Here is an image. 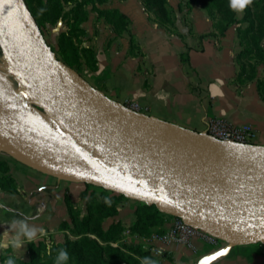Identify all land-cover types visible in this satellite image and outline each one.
Returning <instances> with one entry per match:
<instances>
[{"label":"crops","instance_id":"crops-1","mask_svg":"<svg viewBox=\"0 0 264 264\" xmlns=\"http://www.w3.org/2000/svg\"><path fill=\"white\" fill-rule=\"evenodd\" d=\"M42 1L52 7L56 0ZM58 1L62 15L50 29L62 34L74 25L83 32L77 47L94 51L95 66L88 67L82 59L80 78L93 90L118 106L135 104L138 111L134 113L146 120L187 134L204 135L209 118L250 125L255 132V146L250 148L264 150V62L255 65L253 79L240 75L237 55L244 46L237 25L218 35L211 15L198 4L181 13L171 4L179 18L173 27L164 28L149 18L138 0ZM106 10L127 17L120 34L101 15ZM0 161L8 163L10 171L5 175L14 179L13 190L0 186V241L13 219L29 217L28 222L45 233L31 243L25 241L20 250L0 248V254L26 261L30 244L54 234L67 220L68 187L67 194L74 197L85 186L71 182L72 187L70 182L11 158L1 147ZM139 203L124 200L113 221L125 228L126 243L150 249V236L167 231L173 218H166L149 236L132 233L129 228L136 221ZM159 247L162 255L153 254L156 264H264V243L231 245L218 240L211 244L194 237L189 245Z\"/></svg>","mask_w":264,"mask_h":264},{"label":"water","instance_id":"water-1","mask_svg":"<svg viewBox=\"0 0 264 264\" xmlns=\"http://www.w3.org/2000/svg\"><path fill=\"white\" fill-rule=\"evenodd\" d=\"M2 25L7 27V32ZM0 49L14 69L19 84L33 92L42 103L38 106L45 116L91 170L98 173V176L71 180L155 205L160 211L231 245L264 243V200L248 196L217 197L183 177L175 170L177 166L161 168L114 129L97 125L95 111L73 91L71 83L102 97L119 112L144 117L109 101L60 64L21 0H0ZM193 136L228 145L206 134ZM232 144L228 146H244ZM192 176L198 177L195 173Z\"/></svg>","mask_w":264,"mask_h":264},{"label":"trees","instance_id":"trees-1","mask_svg":"<svg viewBox=\"0 0 264 264\" xmlns=\"http://www.w3.org/2000/svg\"><path fill=\"white\" fill-rule=\"evenodd\" d=\"M85 0H83L84 2ZM99 4L106 0H97ZM203 8L212 7L215 13L220 17L223 25L220 27L221 34L231 27L237 25V36L244 49L238 53L237 59L240 65V75H245L247 79H253L256 75V64L264 62V1L252 0L254 8L258 10H251L249 7L243 12L241 19L237 18V14L229 8V0H199ZM263 1V3H261ZM36 25L41 32L40 27L46 24H53L57 19L61 18L62 7L58 0H56L52 7L44 3L42 0H25ZM80 4V3H78ZM145 8L159 19L163 25H172V13L167 8V0H144ZM210 12V10H208ZM106 21L112 24L115 31L120 34L126 27L124 22V15L116 10L101 11ZM247 23L246 28L242 29L240 26ZM77 29V30H76ZM77 31L79 34L83 33L74 25L68 33L61 34L59 38V46L65 62H70L67 52H70L72 59L76 62V67L81 68L80 53L85 58V63L88 67L95 66L93 51L88 48L74 47L73 32ZM42 34V32H41ZM52 50V49H51ZM251 62H254L252 64ZM9 172V165L5 161H0V186L14 189V185L9 183L10 177L6 176ZM84 191L81 197L86 199V215L82 218L72 217V205L69 202V197L65 196V205L70 213L71 221L74 222V227L71 229L67 221H62L59 225L61 230L67 229L74 234V240L65 239L63 245L59 246L65 249L69 257L72 258L76 264H122L123 260L126 264H141L145 257L150 258V252L141 246L133 249V254L138 257V260H133L131 257L125 256L120 249L112 248L110 243L120 240V235L124 231L123 226L117 222L111 224L106 231L102 230L101 223L105 218L115 217L119 213V208L124 200L128 198L122 194H117L104 190L90 184H84ZM97 188L100 192L92 190ZM110 198L111 203H105V198ZM166 218H175L172 215L166 214L156 208L155 205H147L143 202L139 203L136 209V221L129 228L132 233H137L141 236H149L154 227L161 226ZM89 235L94 236L91 238ZM106 245L101 246L100 243ZM42 241L35 244H30V255L27 262L11 257L15 263L20 264H56V260L40 263V255L42 252ZM110 245V246H109ZM60 250V249H59ZM58 250V252H59ZM56 251V250H55ZM8 257V258H9ZM140 259V260H139ZM142 259V260H141Z\"/></svg>","mask_w":264,"mask_h":264},{"label":"bare ground","instance_id":"bare-ground-1","mask_svg":"<svg viewBox=\"0 0 264 264\" xmlns=\"http://www.w3.org/2000/svg\"><path fill=\"white\" fill-rule=\"evenodd\" d=\"M2 27L5 32L8 31L7 27L4 25H2ZM0 83L4 84L1 81ZM70 86L73 91L81 95L85 102L95 111L97 115V125L103 127L109 126L110 128L114 129L117 135L141 149L145 155L155 161V163H157L161 168L168 167L165 160L163 159L167 157H160L161 155H159V153L162 151L156 149L159 148L157 145L160 142H174L175 144H178L175 150L179 154L193 150L192 156L187 159V161L190 163H195L196 165L197 162V164L201 165L200 167L205 165L210 168L215 167V165L219 168L227 165L228 171L222 174L223 177L226 175L228 179V182L224 187H222L223 184L221 185L219 181L205 183V181L209 179L207 178L208 176H206L204 183L197 181L198 179L196 180L195 178H192L182 172L183 170L176 168L175 170L180 172L183 177L195 181L201 187L207 189L210 193L217 197L229 198L248 196L264 200V171L248 174H239L238 172L239 170H242L243 167L252 165L254 163L259 165L264 164V151L255 152L248 149L224 147L218 143H211L207 139L201 137H195L183 132H176L170 128L163 127L146 119L137 118L130 114L119 112L114 109L112 105L107 103L102 97L92 93L84 92L81 86L76 83H71ZM36 98L37 97L33 94V100ZM37 100L40 102L38 98ZM24 109L30 113L33 112L30 111L31 109ZM24 109L22 110L23 112ZM47 120L49 124H51V128L46 129L42 127L44 133H42V135L44 136V140H42V138L37 139L35 132H40V130H37L39 128L35 127L31 130L32 134L28 135L26 139L10 141L0 138V146L2 145L4 149L15 153L20 159L27 163H30L48 172L61 173L62 175H66L74 180L98 176V173L91 170L83 158L72 148L55 124H53V122H51L48 117ZM15 127L13 128L15 129ZM124 128L129 129L133 134L130 136L128 135L127 137V135L123 134L122 132ZM10 131L7 133H10ZM36 140L37 143L29 146L31 143H33L32 141ZM25 143H27V145H25ZM44 144H46V146H43ZM141 144L143 146L146 145V147L144 146V148H142L143 146H140ZM240 175L244 178L239 181L236 180L235 178L239 177ZM201 176L202 175H200V178ZM235 183L238 184L236 191L232 189Z\"/></svg>","mask_w":264,"mask_h":264},{"label":"rangeland","instance_id":"rangeland-1","mask_svg":"<svg viewBox=\"0 0 264 264\" xmlns=\"http://www.w3.org/2000/svg\"><path fill=\"white\" fill-rule=\"evenodd\" d=\"M263 1H261V3H263ZM139 2L142 4L143 9L148 12L149 18L152 21H154L155 23H157L159 26H163L164 28L173 27L174 23L175 22L177 23L178 18H179L178 15L174 12L171 4H173V6H175L180 13L192 8L193 5L198 4V5H200V7L202 9L206 10L207 12H208V10H210V12H208V13L211 15V18L213 20L214 29H215V31H217L218 35H222L221 31L219 30L220 27L223 25L222 21L220 20V17L215 13V10L212 7H208L206 9L203 8L201 6V2L199 0H177V1H175V0H167V8L171 11L172 20H173V24L170 25V26L166 25V24L163 25L159 21V19L153 14V12L147 10L145 8V5H144V0H138V3ZM21 3L23 5L24 10L26 11V13L28 15H30V17L34 20V18L32 17V15H31V13L29 11V8H28L25 0H21ZM249 8L251 10H258V8H256V9L254 8L253 4H251L249 6ZM242 17H243V14L240 16L239 19H241ZM126 19H127V17L124 15L125 24H127L126 23ZM34 22H35V20H34ZM52 25L53 24H49L48 23V24L40 27L41 32H42V36L45 37L44 39H46L48 41L47 44L52 49V52L55 55L56 60L60 64H62L64 67L69 69L71 72H73L74 74H76V75H78L80 77L81 68L78 69L79 67H76V62L72 59L71 53L67 52L66 55H65V56H68L70 62H65L64 58L62 57L63 54L61 53V47L59 46V38H60L61 34L59 32H53L50 29ZM246 26H247V23H243L240 26V28L244 29V28H246ZM68 32L69 31H67L66 33H68ZM80 35L81 34H79L77 31L73 32L72 36H73L74 47L75 46L77 47V40H78V37ZM78 49H81V48L78 47ZM88 49H90V48H88ZM90 50H92V49H90ZM82 59H85V58H83V56L80 53V60H82ZM80 62L82 63V61H80ZM0 77H1L0 81L4 83V84L0 83V138L5 139V140H10V141L26 139L28 135L32 134L31 130L33 128L37 127V128H39L37 130H40V132L39 131L35 132L36 136H37V139L38 138H42V140H44V138H43L44 136L42 135V133H43V128L42 127L48 129V128H51V124H49V122L47 120V117L45 116V113L42 112L40 107L38 106V104L41 105V102H39L37 100V98L35 99L36 101L33 100V92L27 91L24 87H22L19 84V82H18V80H17V78H16V76L14 74V69L11 67L9 61L6 59V57L4 56L3 52L1 51V49H0ZM81 88H82V90L84 92L92 93L91 91H89V90H87V89H85L83 87H81ZM92 94H94V93H92ZM1 96L3 97V99H2ZM24 108H26L27 110L31 109L30 111H33L32 112L33 114L30 113L29 111H25ZM23 109H24V112L22 111ZM119 109L123 110L122 108H119ZM125 109H127V108H125ZM24 116L25 117H29V118H25ZM31 119H32V122H31ZM28 120H29V122H28ZM13 127H15V129ZM163 127H166V126H163ZM166 128H168V127H166ZM170 129L174 130L176 132H180L179 130H175L173 128H170ZM128 130L129 129H127V128H124L122 130L123 134H126L127 137H128V135L130 136V135L133 134L130 130L129 131ZM8 131H10V133H7ZM41 135H42V137H41ZM17 137H18V139H17ZM32 142L33 143H31L29 146H31L34 143H37V140L36 141H32ZM173 143L174 142H160L157 145L159 148H156V149H159L160 151H162L160 153L158 152L159 155H161L160 156L161 158L162 157H167V158H163V159L165 160V162H166V164L168 166H171V167L172 166H175V167L177 166V168H179L180 170H183L182 172H184L185 174L189 175L192 178H195L194 176H192V173H195L198 176V177L195 178L196 180L198 178H200V175H202L201 179H203L205 181L206 180V176H208L207 178H209V179H207L208 181L206 180L205 183H208V182H211V181H212V183L215 182V181H217V182L219 181L221 183V185L223 184L222 187H224L227 184V182H228L227 176L225 175L223 177V175H222L223 173H226L228 171L227 170V165L223 166L222 168L216 167V165H215V167L210 168V167H207L205 165H202V167H200L201 165L197 164V162H196V165H197L196 166L195 163H190V162L187 161V159L192 156L193 150L184 152L183 154H179L175 150L176 146L178 144H175V143L173 144ZM25 145H27V143H25ZM228 145H234V144L228 143ZM228 145H226V146L222 145V146H224V147H234V146H228ZM243 145H244L243 147H235V148L236 149H240V148L241 149H248V150H253L255 152L264 151V150H257V149L250 148V147H254L255 146L253 143L243 144ZM43 146H46V144H44ZM140 146H143V145L141 144ZM144 146L146 147V145H144ZM144 146L142 148H144ZM4 152L7 153L8 155H10L11 158H13V159H17L18 158V156L15 153H13V152L11 153V151H8V150L5 151L4 150ZM168 161H170V162H168ZM229 167H230V165H229ZM39 170H41L44 173L51 174V175L55 176L60 181L70 182V184H71V182H76V183H81L82 184V182L71 180L68 176L62 175L61 173H51V172H48V171H44L41 168H39ZM9 171H10V167H9ZM258 171L259 172L264 171V164H260L259 165V164H255L254 163L252 165H248L246 167H243V169L239 170L238 172H239V174H248V173H256ZM219 175H220V177H219ZM224 178H226V179H224ZM243 178L244 177H242L240 175L239 177H237L235 179L239 181V180H242ZM197 181H201V182L204 183V181L199 180V179ZM13 182H14V179L10 178L9 183L13 184ZM237 185L238 184L235 183L232 189H234L236 191V189L238 188ZM71 186L73 187L72 184H71ZM68 190H70V187H68V189L66 190L65 196L69 197V202L72 205V210H71L72 211V217L73 218L77 217L79 219H82L87 213V210H86V199L82 198L81 194H80V196L79 195H74V197L72 195H68L67 194ZM92 190H96V192H98V193L100 192L95 187ZM65 207H66V205H65ZM119 210H120V208H119ZM71 211L69 213L67 208H66V213H67V220L66 221H67V223L69 225V228L72 229L74 227V222L71 221ZM113 218L114 217L105 218L102 221V223H101L102 230L106 231L111 224L117 223V222L113 221ZM59 225L55 229V233L54 234L48 235L41 242V244H42V247H41L42 248V252H41V255L39 257L40 258V263L49 262L50 260H56V256L58 255V250L61 249V247H59V246L64 244L65 239L66 238H69L71 240L76 239L74 234H72L70 232V230H67V229L61 230L59 228ZM89 236L91 238H94V236H92V235H89ZM120 236H121L120 240H118L117 242L110 243L111 247L120 249V251L125 256L131 257L133 260H138V257L135 254H133V249L137 248L139 246H137V245H129V243H126V241H124L125 237H127V234L125 233V228H124V231L121 233ZM97 242H99V241H97ZM99 243H100L101 246L106 245V244L101 243V242H99ZM148 250L150 252L151 260L154 261L153 252L149 248H148ZM49 251L51 252V254H49ZM8 257H9L8 255L0 254V264H5V262L8 259ZM27 261L28 260H26L25 262H27ZM15 264H20V263L17 262ZM66 264H76V263H75V261L72 258L69 257V259L66 262ZM103 264H107V263H103ZM122 264H126V262L123 260Z\"/></svg>","mask_w":264,"mask_h":264},{"label":"built area","instance_id":"built-area-1","mask_svg":"<svg viewBox=\"0 0 264 264\" xmlns=\"http://www.w3.org/2000/svg\"><path fill=\"white\" fill-rule=\"evenodd\" d=\"M127 109L136 112L138 106L130 104ZM205 134L220 142L235 144H250L255 138L254 129L250 125H233L224 119L209 118L206 120ZM200 237L211 244H216L218 239L205 232L190 226L179 218H173L171 227L163 233H153L148 239L150 250L154 255H162L159 245L170 243L187 244L191 239Z\"/></svg>","mask_w":264,"mask_h":264},{"label":"clouds","instance_id":"clouds-1","mask_svg":"<svg viewBox=\"0 0 264 264\" xmlns=\"http://www.w3.org/2000/svg\"><path fill=\"white\" fill-rule=\"evenodd\" d=\"M252 0H229V8L237 15H242L243 12L249 7ZM105 203L110 204V198H105ZM29 217L24 219H13L8 225L9 230L4 234V239L0 241V248H8L11 246L15 250H20L25 241L29 243L37 239L38 235H43L44 230L35 225L30 224ZM49 254L51 252L49 251ZM69 259V254L65 249H60L56 256V264H66ZM5 264H15V261L9 257ZM141 264H156L155 261L149 257L143 258Z\"/></svg>","mask_w":264,"mask_h":264},{"label":"snow or ice","instance_id":"snow-or-ice-1","mask_svg":"<svg viewBox=\"0 0 264 264\" xmlns=\"http://www.w3.org/2000/svg\"><path fill=\"white\" fill-rule=\"evenodd\" d=\"M141 195L147 196L148 193H141ZM177 206H178V205H177ZM218 255H219V254H218ZM202 264H203V262H202Z\"/></svg>","mask_w":264,"mask_h":264}]
</instances>
